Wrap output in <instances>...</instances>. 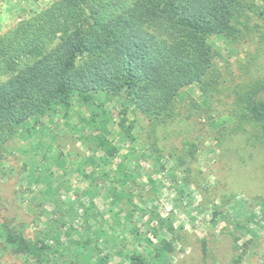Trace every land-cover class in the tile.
Returning a JSON list of instances; mask_svg holds the SVG:
<instances>
[{
  "label": "trees",
  "instance_id": "obj_1",
  "mask_svg": "<svg viewBox=\"0 0 264 264\" xmlns=\"http://www.w3.org/2000/svg\"><path fill=\"white\" fill-rule=\"evenodd\" d=\"M254 34L259 36L256 57L264 59V0H54L0 34V77L7 76L0 82V157L30 118L44 117L56 105L69 108L75 97L89 103L97 94H125L137 113L154 125H164L173 118L181 90L193 85L206 100L204 113L223 104L236 123L231 132L245 128L251 132L248 143L263 146L264 77L245 66L238 75L222 71L215 61L218 52L208 44L209 37L217 36L235 47ZM92 142L110 167L119 147L107 135H97ZM191 147L183 146L176 156L178 165L194 155ZM151 151L161 153L155 145ZM159 159L155 155L156 165ZM125 160L116 165L111 179V169L102 175L108 176L109 187L93 172L88 186L72 190V199H62L56 180L44 181L35 196L51 207L48 212L44 206L46 212L37 216L44 217L46 228L25 237L16 227L4 225L5 245L32 264H109L115 257L128 264H147L145 259L162 264L170 259L173 248L164 238L143 255L131 243L124 252L123 228L121 236L116 235L118 228L129 225L133 241L152 246L133 225L143 213L132 204L129 184L136 177L125 173ZM99 196L115 209L101 211ZM123 206L127 213L122 215ZM72 212L82 217L80 229L66 219ZM201 249L205 259V240Z\"/></svg>",
  "mask_w": 264,
  "mask_h": 264
},
{
  "label": "rangeland",
  "instance_id": "obj_2",
  "mask_svg": "<svg viewBox=\"0 0 264 264\" xmlns=\"http://www.w3.org/2000/svg\"><path fill=\"white\" fill-rule=\"evenodd\" d=\"M53 1L0 0V34ZM258 38V34L241 38L233 47L224 38L212 36L208 44L218 52L215 61L222 71L238 75L245 66L251 74L264 77V59L255 54ZM5 79L0 77V82ZM224 103L229 104L226 99ZM205 105L198 86L193 85L181 90L173 118L164 125H154L137 113L125 94L101 93L89 103L75 97L69 108L56 105L50 114L30 118L0 157V264H32L5 245L4 225L16 227L25 237L46 228L44 217L37 216L51 207L38 200L35 192L42 190L44 181L56 180L65 200L73 189L88 186L93 170L101 164L93 155H103L92 142L97 135H107L120 148L116 163L126 157L125 173L136 177L129 184L130 198L143 213L133 219V225L152 243L127 240L125 253L131 243L145 255L164 238L173 251L162 264H264V145L252 144L251 132L245 128L231 132L236 123L223 104L213 105L208 114ZM186 144L192 146L194 155L178 165L176 156ZM154 145L161 153H152ZM155 155L160 158L157 165ZM66 187L71 190L66 192ZM82 201L87 204L86 199ZM96 202L101 211L115 209L107 206L108 201L103 203L101 196ZM122 208L123 215L127 210ZM66 219L80 229L82 217L72 212ZM201 240L206 242L205 259ZM110 260V264H128Z\"/></svg>",
  "mask_w": 264,
  "mask_h": 264
},
{
  "label": "crops",
  "instance_id": "obj_3",
  "mask_svg": "<svg viewBox=\"0 0 264 264\" xmlns=\"http://www.w3.org/2000/svg\"><path fill=\"white\" fill-rule=\"evenodd\" d=\"M95 150H96V149H95ZM96 151H97V150H96ZM119 151H120V148H119ZM119 151H118V154H117V157L115 158V160L119 158V156H118V155H119ZM93 157L96 158V159H98V160H100V163H101V164H99L98 169H96V168H97V167H96L95 170H93V172H96V173H95L96 176L98 175V176H100V177L102 178V175L105 174V173H106V174L110 173V169H111V173H110V175H109V178H110V179H111L112 176H113V175H112V171L115 170L116 165L120 163V161H121L122 158H124V157H122V158L120 159V161L117 162V163H116L115 160H114V162H113V164H114L113 167H112V165L109 167L108 164H107V157L104 155V153H103V155H101V157H97L96 155H95V156L93 155ZM93 157H92V159H93ZM126 164H127V163H126ZM93 172H92V173H93ZM102 179H103V180H101V181L104 182V183H103L104 186L109 187V186H110V182H109L108 176L106 175V177H103ZM102 196H103V195H102ZM102 196H101V197H102ZM108 201H109V200H108ZM122 228H123L124 232H127V231H128L127 233H129V231H130V230H129V229H130V226H129V225H125V226H123V227H121V228H118V230H117V232H116V233H117L116 235H120L119 232H120V229L122 230ZM106 230L108 231V229H106ZM118 233H119V234H118ZM127 233H126V234H125V233H122V235L124 236V238H126L127 240L132 239V237L130 238V237H129L130 235H128ZM120 236H121V235H120ZM115 259H116V257H115ZM110 261H111V260H110ZM110 261H109V262H110ZM121 262H122V261H121ZM109 264H110V263H109Z\"/></svg>",
  "mask_w": 264,
  "mask_h": 264
}]
</instances>
